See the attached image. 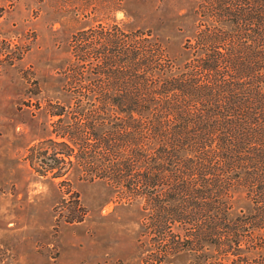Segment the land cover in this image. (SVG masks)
I'll list each match as a JSON object with an SVG mask.
<instances>
[{
    "label": "trees",
    "instance_id": "1",
    "mask_svg": "<svg viewBox=\"0 0 264 264\" xmlns=\"http://www.w3.org/2000/svg\"><path fill=\"white\" fill-rule=\"evenodd\" d=\"M175 14L169 38L115 23L73 39L69 99L51 106L31 166L51 180L75 170L139 206L152 263L208 245L264 264V0Z\"/></svg>",
    "mask_w": 264,
    "mask_h": 264
},
{
    "label": "rangeland",
    "instance_id": "2",
    "mask_svg": "<svg viewBox=\"0 0 264 264\" xmlns=\"http://www.w3.org/2000/svg\"><path fill=\"white\" fill-rule=\"evenodd\" d=\"M194 7L195 0H0V264H156L139 206L80 181L75 170L56 180L41 175L32 148L48 147L51 106L69 99L66 71L80 32L118 23L169 38L175 13ZM76 216L82 220L71 223ZM250 250L241 254L247 263L207 245L157 264H259Z\"/></svg>",
    "mask_w": 264,
    "mask_h": 264
}]
</instances>
